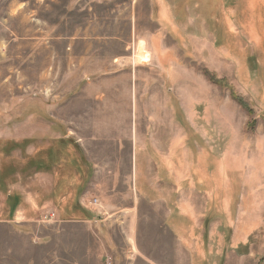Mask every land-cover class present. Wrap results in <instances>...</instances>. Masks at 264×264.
<instances>
[{
    "label": "rangeland",
    "instance_id": "obj_1",
    "mask_svg": "<svg viewBox=\"0 0 264 264\" xmlns=\"http://www.w3.org/2000/svg\"><path fill=\"white\" fill-rule=\"evenodd\" d=\"M0 264H264V0H0Z\"/></svg>",
    "mask_w": 264,
    "mask_h": 264
},
{
    "label": "crops",
    "instance_id": "obj_2",
    "mask_svg": "<svg viewBox=\"0 0 264 264\" xmlns=\"http://www.w3.org/2000/svg\"><path fill=\"white\" fill-rule=\"evenodd\" d=\"M77 70H78V68H77ZM122 75H124L123 73L122 74H117V75H115L114 77H112L111 79H103L104 81H108V83H109V88H108V91H109V94L110 93H112L113 91L111 90V88H113V86L115 85V87H119V88H122L121 87V85L123 84V77H122ZM136 76L134 75V74H132L130 77H129V80H128V84H129V88H130V90H133V91H135L136 92V89H137V86H138V83H137V81H135V80H133L134 78H135ZM107 78H109V77H107ZM128 79V78H127ZM134 82H135V84H134ZM117 85V86H116ZM146 86V85H145ZM125 88H126V90H127V82H125ZM75 89H73V90H71L70 91V95H71V98L70 99H68L69 100V103H66L64 106H65V110L64 111H66L65 113H68L69 112V116H73V118H79V117H81L82 116V113H81V109L77 106V105H75V104H77L78 103V96L79 95H83V94H78V92L75 90ZM115 93V92H114ZM68 95L69 94H66V96L64 97V99H66L67 97H68ZM76 96H77V98H76ZM112 96H114V94H112ZM63 106V107H64ZM65 123H67L66 121H64ZM64 123V124H65ZM67 131L69 132V133H71V134H73V136L74 137H76L74 134L75 133H78L79 132V130H77L75 127H74V125H72V126H70V125H68L67 126ZM156 129H160V128H156ZM145 132H148V133H151V131L149 132L148 131V129L145 131ZM158 132V131H157ZM160 132V131H159ZM79 137V136H78ZM77 137V138H78ZM147 136H145V138H146ZM80 138V137H79ZM78 138V140H80ZM144 138V139H145ZM179 138H181L180 140L182 141V136H180ZM176 140H175V142L177 143L178 142V136H176V138H175ZM175 142H173V143H175ZM86 150L85 149H83V152H85ZM87 158V157H86ZM88 159V158H87ZM89 161V160H88ZM151 162V160L149 159L148 160V163H150ZM153 162V161H152ZM48 173L47 174H41V175H43V176H48V181H51L52 180V178H51V171L50 170H48L47 171ZM39 176H40V174H38ZM147 178V177H146ZM149 179V182H150V184L152 185V181L153 180H155V176L154 175H152V176H148V178H147V180ZM181 180H183V179H180V181ZM177 181H179V179L177 178ZM176 192H178V184H177V186H176ZM179 193H180V190H179ZM182 193V197L184 196V194H183V191L181 192ZM146 195V194H145ZM184 202H186V201H184V200H182V203H184ZM194 212H196V211H194ZM194 219H195V225H197L196 227H198V223H199V221H197L196 220V217H195V215H194ZM197 223V224H196ZM192 226H193V220L191 221V223H190V227H189V229H188V231L190 230V229H192ZM201 226V225H200ZM212 233V232H211ZM213 234H214V232H213ZM194 259V257L192 256V260Z\"/></svg>",
    "mask_w": 264,
    "mask_h": 264
},
{
    "label": "trees",
    "instance_id": "obj_3",
    "mask_svg": "<svg viewBox=\"0 0 264 264\" xmlns=\"http://www.w3.org/2000/svg\"><path fill=\"white\" fill-rule=\"evenodd\" d=\"M212 82L216 83V84H219V85H222L223 82L222 81H215L213 78L210 79ZM227 87H229L228 85H226ZM232 90V89H231ZM234 94V93H233ZM234 96V95H233ZM235 97V100L243 107L245 108L247 111H248V114L249 115H252V112L248 109L247 105L240 99V98H237L236 96Z\"/></svg>",
    "mask_w": 264,
    "mask_h": 264
},
{
    "label": "bare ground",
    "instance_id": "obj_4",
    "mask_svg": "<svg viewBox=\"0 0 264 264\" xmlns=\"http://www.w3.org/2000/svg\"><path fill=\"white\" fill-rule=\"evenodd\" d=\"M143 60L146 61V62H148L149 61V56L148 55L144 56L143 57Z\"/></svg>",
    "mask_w": 264,
    "mask_h": 264
}]
</instances>
